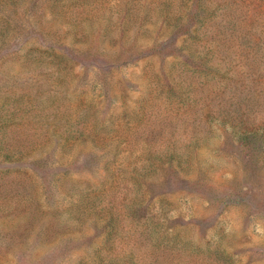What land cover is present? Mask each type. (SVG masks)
<instances>
[{
	"label": "rangeland",
	"instance_id": "1",
	"mask_svg": "<svg viewBox=\"0 0 264 264\" xmlns=\"http://www.w3.org/2000/svg\"><path fill=\"white\" fill-rule=\"evenodd\" d=\"M240 118L264 0H0V264H264Z\"/></svg>",
	"mask_w": 264,
	"mask_h": 264
},
{
	"label": "trees",
	"instance_id": "2",
	"mask_svg": "<svg viewBox=\"0 0 264 264\" xmlns=\"http://www.w3.org/2000/svg\"><path fill=\"white\" fill-rule=\"evenodd\" d=\"M190 38H193L192 36ZM188 56L189 58H193L195 56V52L193 50L188 51ZM202 66L204 68L202 69V73H205L206 69H211L212 66L208 64V61H203ZM235 122V124H232L231 129H232V137H237L236 141L239 145V147H244L248 144L249 145V137L250 136H258L260 139V149L259 151L261 152V156L264 158V130L263 131H258L257 129H249V127L246 124L245 119H233L232 123ZM180 151L176 149V147H173L171 150L164 152V155L162 157L167 158V159H173L176 156H181L179 154Z\"/></svg>",
	"mask_w": 264,
	"mask_h": 264
}]
</instances>
